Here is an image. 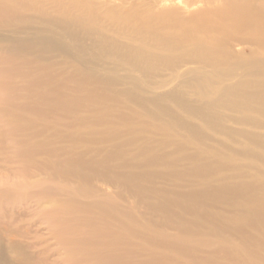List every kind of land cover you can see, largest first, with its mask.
Returning <instances> with one entry per match:
<instances>
[{
  "label": "bare ground",
  "instance_id": "6f19581e",
  "mask_svg": "<svg viewBox=\"0 0 264 264\" xmlns=\"http://www.w3.org/2000/svg\"><path fill=\"white\" fill-rule=\"evenodd\" d=\"M9 20L23 21L30 27L18 28L8 24ZM77 20L104 22L103 26L109 21V25L116 27L120 23L121 26L134 23V37H139L142 43L134 44V49L141 62L146 54L150 55L149 61H155L161 59L162 53L184 49L185 53L179 55L177 61H171V67L178 63L198 64L191 70H200L199 73L208 68L227 72L234 69L241 77L225 91L234 95L239 90H246L250 91L249 96L255 91L262 94L264 104V0H0V30L9 28L13 34L21 30V34L27 36H9L5 40L7 46L0 45V103L6 101L7 105L0 110V122L10 131L13 159L22 163L20 171L13 169L0 175L3 184L0 191L6 195L18 193L21 198L16 200L25 203V207L22 205V210L27 211L24 214L30 211L38 222L35 221L47 230L50 239L57 241L55 246L51 239L53 247L45 245L43 250L34 241L26 246L17 244L21 239H16L22 237L16 236L17 230L14 231L18 213L6 216L5 211L0 217V264H247L263 259L264 211H258L254 218L244 221L246 225L242 223L234 228L227 224L231 222V215H241L239 211H233L234 214L226 210L209 212L215 217L219 214L222 223L207 228L192 221L191 217L196 207L206 205L205 197L210 195L209 191H203L201 197L196 198L201 202L193 207H189L187 199L181 195H165L159 200L177 207L180 216L169 221L175 225L174 232H169V228L168 231L158 229L140 219V216L145 218V211L134 220V189L142 191V187L135 184L137 187L134 188L137 178L128 168L116 164L117 150L99 157L94 154L96 148L86 146L80 151L85 141L68 122L56 121L38 133L26 132L33 119H28L17 109L13 98L16 91H12V87L14 89L18 79L23 83H35L31 88L33 102L42 114L66 110L68 99L60 91L65 82L57 83L51 76L33 79L31 74L46 70L47 66L42 63V57L33 60L39 63L33 65L35 63L30 62L28 55L43 45L57 50L72 49L73 43L65 45L63 41L78 37L73 34V30H77H72ZM101 34L96 38H103ZM148 41H152L158 51ZM244 44L251 46L250 53H244ZM190 56L197 62L187 58ZM231 79L234 78L225 80L226 83ZM21 125L27 126L19 132ZM101 169L108 171L99 172ZM89 172L93 176L102 173V181L114 185L117 192L109 194L108 187L98 185L95 177L88 176ZM122 188L128 193L127 197L121 193ZM211 189L219 187L212 186ZM151 191L161 192L157 186ZM254 193L252 191L250 199L264 203L262 195ZM1 197L0 201L3 200ZM150 200H144V205L158 212L165 211L158 207V201ZM17 209L21 210L20 207ZM173 209L169 210L172 216L178 215ZM28 223L25 228L30 231L32 226L28 228ZM42 241V244L47 242Z\"/></svg>",
  "mask_w": 264,
  "mask_h": 264
},
{
  "label": "rangeland",
  "instance_id": "374dc122",
  "mask_svg": "<svg viewBox=\"0 0 264 264\" xmlns=\"http://www.w3.org/2000/svg\"><path fill=\"white\" fill-rule=\"evenodd\" d=\"M78 21L80 22H74L72 30H77H73V34L78 36L79 41H75L77 38L63 41L65 45L73 43L72 49L57 50L43 45L38 48L40 50H34L28 55L32 60L30 62L34 63L33 60L42 57V63L47 66L46 70L40 69L31 74L33 79L51 76L57 83L62 80L65 82L60 86V91L68 99L66 110L59 109L57 114H42L33 102L34 94L31 88L35 87V83L24 84L18 79L14 89L12 87V91H16L13 98L17 109L25 117L27 115L28 119H33L26 132L38 133L40 129L53 125L56 121L61 124L68 122L73 125L71 128L74 132H79L80 139L85 141L84 145L80 146V151L86 149V146L96 148L94 154L99 157L117 150L119 156L116 164L124 169L128 168L127 170L134 174L137 178L134 188L137 187L135 184L142 187V191L134 189V220L145 211V218L140 216V219L146 223L149 221L158 229H170L169 232H174L175 225L169 221H174L180 216L177 207H170V202L161 200L165 195H181L187 199L188 206L193 207L201 202L196 198L201 197L203 191H209L210 195L205 197L206 205L196 207L192 213L194 216L191 217L192 221L207 228L222 223L219 221V214L215 217L209 212L221 213L220 211L226 210L234 214L233 211H239L241 215H231V222L226 223L229 228H234L246 225L244 221L254 218L258 211H264V203L251 200L252 191L260 193L264 198L262 94L252 91L254 95L249 96L250 91L246 90H239L234 95L227 93L225 89L241 77L234 73V69L227 72L208 68L202 70L204 73H199L200 70H191L198 64L178 63L177 66L171 67V61H177L176 58L185 53L182 51L184 49L179 48L180 50L171 54L162 53L159 55H162L161 59L155 61H149L150 55L146 54L141 62L137 58V49H134V44H142L139 37H134V23H124L123 26L120 23L116 27L109 25V21L108 24L105 22L104 26L101 25L104 22L95 20H87L85 23L81 21V24H78ZM9 23L18 28L30 27L26 22L19 20H9ZM86 23L91 27L88 28ZM85 25L88 30L83 28ZM9 30H0V45L3 47L7 46L5 40L9 36L27 37L26 34H21V30L16 34ZM98 32H102L101 35L105 38H96ZM148 44L158 51L152 41H148ZM243 48L244 53H250L249 44H244ZM187 58L197 62L192 56ZM37 64L39 63L33 65ZM230 78L234 79L226 83L225 80ZM34 89L36 92L37 89ZM6 106V101L0 103V110ZM26 126L21 125L19 132ZM29 127L32 129L29 130ZM9 133L8 128L4 129L0 122V175L13 169L18 170L22 164L13 159L15 153L13 156L10 153L13 147L9 146ZM104 171L108 170H103V173ZM91 172L87 173L88 176L95 177L98 185L105 189L108 187L109 194L117 192L114 185L109 186V183L102 181V173L93 176ZM156 186L161 190L157 194L151 191ZM212 186L219 189L212 190ZM2 187L0 181V190ZM123 190L122 188L121 193L127 197L128 193ZM0 194L8 196L7 199L11 196L10 200L0 196L3 198L0 204L8 205L0 207V210H3L0 211V217L5 211L6 216L18 213L15 215L18 222L14 231L17 230L16 236L22 237L16 239H21L17 244L26 246L28 242L34 241L39 248L42 246L41 250L45 245L56 246L57 241L52 238L55 243L51 241V236L46 234L47 230L37 223L30 211L29 215L24 214L27 212L22 210L25 203L19 199L22 202L20 204L19 200H16L17 197L21 198L17 196L18 193L6 195L7 193L0 191ZM147 199L158 201V207L165 208V211L158 212L144 205V200ZM14 202L19 204L14 205ZM5 207H9V210ZM15 207H20L25 217L21 210ZM170 209L176 210L178 215L172 216ZM23 219L25 223L29 222L28 228L29 225L32 226V233L25 228L26 224L21 221ZM31 221L39 227L30 223ZM18 226L21 228H17ZM252 232L255 234L256 231ZM29 234H32L33 238ZM44 237L50 240L47 241ZM41 241L47 242L42 244ZM247 264H264V258L249 261Z\"/></svg>",
  "mask_w": 264,
  "mask_h": 264
}]
</instances>
